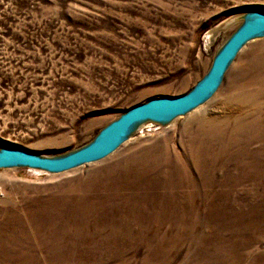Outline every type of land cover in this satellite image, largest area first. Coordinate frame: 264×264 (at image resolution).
<instances>
[{"label":"rangeland","instance_id":"obj_1","mask_svg":"<svg viewBox=\"0 0 264 264\" xmlns=\"http://www.w3.org/2000/svg\"><path fill=\"white\" fill-rule=\"evenodd\" d=\"M254 10L264 0H0V147L60 155L188 92ZM0 187V264H264V35L193 109L69 170L0 168Z\"/></svg>","mask_w":264,"mask_h":264},{"label":"water","instance_id":"obj_2","mask_svg":"<svg viewBox=\"0 0 264 264\" xmlns=\"http://www.w3.org/2000/svg\"><path fill=\"white\" fill-rule=\"evenodd\" d=\"M260 35H264V10H254L220 46L206 74L188 92L155 96L136 104L102 127L90 142L60 155H41L22 145L5 144L0 147V168L21 165L60 172L106 157L120 145L132 125L164 122L202 103L219 85L240 48Z\"/></svg>","mask_w":264,"mask_h":264},{"label":"bare ground","instance_id":"obj_3","mask_svg":"<svg viewBox=\"0 0 264 264\" xmlns=\"http://www.w3.org/2000/svg\"><path fill=\"white\" fill-rule=\"evenodd\" d=\"M144 122H145V121H144ZM144 122H142V123H144ZM139 123H140V122H139ZM136 124H138V123H136ZM136 124L132 125L131 128L135 127ZM140 124H141V123H140ZM140 124H138V125H140ZM35 169H39V168H35ZM39 170H41V169H39Z\"/></svg>","mask_w":264,"mask_h":264},{"label":"built area","instance_id":"obj_4","mask_svg":"<svg viewBox=\"0 0 264 264\" xmlns=\"http://www.w3.org/2000/svg\"><path fill=\"white\" fill-rule=\"evenodd\" d=\"M4 195V192L2 191L1 187H0V197H2Z\"/></svg>","mask_w":264,"mask_h":264}]
</instances>
